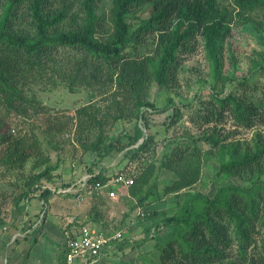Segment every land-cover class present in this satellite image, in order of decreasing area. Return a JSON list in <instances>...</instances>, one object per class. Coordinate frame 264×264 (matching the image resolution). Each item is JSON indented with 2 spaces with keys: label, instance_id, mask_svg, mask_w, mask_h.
Returning a JSON list of instances; mask_svg holds the SVG:
<instances>
[{
  "label": "trees",
  "instance_id": "1",
  "mask_svg": "<svg viewBox=\"0 0 264 264\" xmlns=\"http://www.w3.org/2000/svg\"><path fill=\"white\" fill-rule=\"evenodd\" d=\"M140 13L148 15L141 18ZM250 23L264 30V0H0V162L22 167L37 157V168L50 160L36 133L14 135L3 122L11 115L38 112L37 99L28 92L32 83L57 76L71 89L88 86L103 100L77 108L75 140L83 153H96L97 165L114 151L125 152L127 163L114 175L135 180L129 188L131 210L143 206L139 215L157 217L142 241L155 240L159 264H264V131H256L252 143L243 146L227 141L228 134L217 129L227 118L251 129L264 111L263 61L254 58L248 75L238 82L222 73L233 29ZM197 37L214 65V81L221 80L222 87L214 83L210 101L197 95L201 105L194 112L193 103L177 106L169 97L176 109L166 127L175 128L188 113L191 121L214 125L198 136L174 130L159 158L146 119L149 111H161L151 90L155 84H169L180 54L194 49ZM149 38L152 47L141 50ZM237 85L243 92L235 90ZM117 122L133 123L132 130L110 137L108 129ZM214 157L220 164L218 173L240 183H223L213 195L194 191L203 165ZM131 162L139 163L136 171L127 168ZM94 167L88 168L90 182L104 183L111 176L105 167ZM51 170L45 167L33 174L19 200L29 201ZM163 170L177 177L159 192L156 178ZM58 192L44 189L43 204ZM168 194L177 198L172 214L147 207ZM98 216L96 212L95 221ZM125 226L106 230L124 233ZM41 230H34L33 243ZM64 257L65 249L61 264Z\"/></svg>",
  "mask_w": 264,
  "mask_h": 264
},
{
  "label": "rangeland",
  "instance_id": "2",
  "mask_svg": "<svg viewBox=\"0 0 264 264\" xmlns=\"http://www.w3.org/2000/svg\"><path fill=\"white\" fill-rule=\"evenodd\" d=\"M140 15L142 18L148 13ZM138 24L139 19L136 20V25ZM151 38L143 40L145 44L140 45L141 50L152 47ZM194 42V49L180 54V65L174 71L175 74L169 84L166 86L155 84L151 90V99L161 111H149L146 119L149 131L157 140L155 155L159 158L167 146V141L172 139L170 135L174 130L177 134L189 131L198 136L214 125L191 121V114L188 113L183 115L175 128L168 130L166 127V122L174 116L176 109L169 103V97L175 100L177 106L193 103L194 112L201 105L197 95L210 101L214 83H218L219 88L222 87L221 80L214 81L216 71L205 55L201 39L197 37ZM227 43L222 73L236 80L235 82L248 75L254 58L264 62V30H258L253 24L236 26ZM233 87L234 85L229 88ZM28 89L29 95L37 99L38 112L33 110L30 116L11 115L4 118L3 122L14 135L36 133L50 160L37 168L33 166L38 161L37 157L30 158L22 167H12L0 162V264H24L29 256L28 251L30 264H38L40 261L44 264H59L67 236L83 223L95 224L105 229H114L121 223L126 225L119 244H112L107 248L104 251L105 256L98 264H159L160 259L155 255V240L151 238L142 241L146 237V228L157 217L146 219L144 215H139L144 211L143 206L131 210L128 200L131 198L129 189H119L115 198L107 193L97 195L98 197L93 193H84L82 198L78 199L77 196L65 194H75L79 188L72 187L71 192L62 191L73 185L78 187L79 180L88 175V168L93 165L97 171L105 167V174L114 175L127 163L124 151H114L97 165L96 153H83L75 140L74 117L77 108L92 101L103 100L101 93L88 86H76L71 89L57 76L53 80L34 82ZM236 89L243 92V88L238 85L235 86ZM0 115L4 117V108H0ZM132 126L133 123L130 122H117L108 129V135L116 136L121 130L129 132ZM217 129L223 135L228 134L227 141H239L243 146L252 143L254 133L258 130L264 131V111L251 129L238 127L228 118L222 124H218ZM202 146L206 149L207 145ZM1 148L0 145V151ZM138 164L131 162L127 168L136 171ZM45 167L52 168L51 176H45L40 180L41 187L32 194L29 201L26 198L19 200L28 189L27 183L32 175L43 171ZM219 168L220 164L216 157L205 162L201 181L193 190L213 195L216 188L223 183L230 181L240 183L237 178L218 173ZM176 177L174 172L163 170L156 178L157 190L163 192L164 187L172 183ZM46 188H58L59 192L50 196L44 205V198L40 195ZM176 199L175 194L164 195L160 201L151 202L147 207L150 210L172 214L177 207ZM23 205L25 206L22 209ZM96 212L99 216L95 221ZM38 226L42 229L41 234L33 243L34 230ZM121 243L123 248L120 247ZM57 250L58 255L55 253Z\"/></svg>",
  "mask_w": 264,
  "mask_h": 264
},
{
  "label": "built area",
  "instance_id": "3",
  "mask_svg": "<svg viewBox=\"0 0 264 264\" xmlns=\"http://www.w3.org/2000/svg\"><path fill=\"white\" fill-rule=\"evenodd\" d=\"M91 175L88 174L79 180V186H70L62 191L71 192L70 188H79L75 194L81 199L85 193H107L115 198L119 189H129L135 183L133 177L123 173L111 175L104 183L89 181ZM55 190V189H54ZM124 236L123 231L114 233L92 224H82L78 229L70 233L64 244L65 257L63 264H74L82 261L85 264H95L104 254V251L112 245L113 241L120 240Z\"/></svg>",
  "mask_w": 264,
  "mask_h": 264
},
{
  "label": "crops",
  "instance_id": "4",
  "mask_svg": "<svg viewBox=\"0 0 264 264\" xmlns=\"http://www.w3.org/2000/svg\"><path fill=\"white\" fill-rule=\"evenodd\" d=\"M73 231H75V230H73ZM73 231H72V232H73ZM72 232H71V233H72ZM64 249H65V248L63 247V248H62V250H63V251H62V254L64 253ZM31 250H32V249H31ZM31 250H30V251H31ZM24 251H25V249H24ZM26 252H27V251H26ZM55 253L58 255V253H59L58 250L55 251ZM28 255H29V256H28ZM27 256H28V258H26L27 261H26L24 264H30V263H29V259H30V252H29V251H28V253H27ZM104 256H105V254H103V256L101 257L100 260H102ZM100 260H99L98 262H96L95 264H98V263L100 262ZM38 264H44V263L40 261ZM45 264H46V263H45ZM52 264H53V263H52ZM59 264H61V262H60ZM74 264H85V263L82 262V261H76Z\"/></svg>",
  "mask_w": 264,
  "mask_h": 264
}]
</instances>
